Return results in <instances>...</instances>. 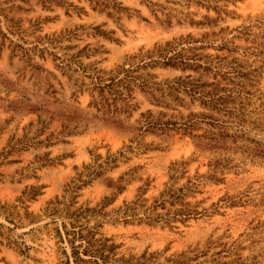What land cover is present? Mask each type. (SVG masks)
Here are the masks:
<instances>
[{
	"label": "rangeland",
	"instance_id": "rangeland-1",
	"mask_svg": "<svg viewBox=\"0 0 264 264\" xmlns=\"http://www.w3.org/2000/svg\"><path fill=\"white\" fill-rule=\"evenodd\" d=\"M121 68L135 81L114 125L88 76ZM183 186L184 223L116 212ZM71 226L113 247L108 264H264V0H0V264H74Z\"/></svg>",
	"mask_w": 264,
	"mask_h": 264
},
{
	"label": "trees",
	"instance_id": "trees-1",
	"mask_svg": "<svg viewBox=\"0 0 264 264\" xmlns=\"http://www.w3.org/2000/svg\"><path fill=\"white\" fill-rule=\"evenodd\" d=\"M122 72H124L123 77H111L108 78L107 81H104L98 73L100 71H93V73L89 74L88 78L90 79L91 92L95 91L96 98H92L89 102V105L94 106L97 111H101L105 116V120L114 124L121 125L122 119H120V114H126L128 109L130 108V104L128 103V99L130 98L131 86L134 83V77L129 74H126L127 69L121 68ZM84 71V70H83ZM120 89H124L128 92L126 97H123V93ZM92 97V96H91ZM119 103V104H117ZM128 115H126L127 117ZM152 122L150 120L146 121V124L150 126ZM158 127L157 129L163 131L170 130L168 128L167 123H154ZM193 124H189L188 126H192ZM140 130V128H137ZM120 154V153H119ZM109 158V157H108ZM115 158L111 157V162L114 161ZM94 173V172H89ZM100 172L97 171L92 175H99ZM121 180V176L117 177V180L112 183V187L120 192L122 190V186L119 184ZM187 187H178V188H170L166 187L163 191L159 193L157 197H154L151 202L147 203V199L142 198L138 194L134 200L129 202H123L122 208L117 209V214H120L122 221L133 222L136 223H145L148 225L162 222L164 224H169L170 222L179 221L184 223L189 218H196L198 215V211L196 209L189 208L188 202L184 201L185 194L183 193ZM140 190V189H139ZM188 190V189H186ZM28 198H32L35 195V190L31 187L30 192H28ZM165 203L169 206L173 207L174 205H179L178 208H173V210L166 209ZM81 207L74 209L70 215L73 217L81 216L83 212L92 211L93 209ZM137 209H141L140 215L136 212ZM157 209L164 210V212L160 213ZM50 213H54L55 209H50ZM34 222V221H30ZM64 227V225H63ZM31 229V228H30ZM82 227L74 228L71 226L70 229L65 230V235H71L69 240L71 247V255L73 257L74 264L82 263V262H93L94 264H99L98 260L101 261L102 264H108V255L104 253L105 245L103 243H97L90 236H94L92 231L87 230L86 234H82ZM78 241L75 244V241ZM112 246H108L107 252L110 253V249ZM195 250V249H194ZM192 250V251H194ZM192 251H181L176 254H171L168 257H164L163 261L160 262L157 252H146L143 251L141 254L135 255H127L123 254L113 259L114 264H188L190 262H194V264H202V262L197 261L200 256H204L206 254L205 251L193 252L191 256H188L187 253ZM79 253H82L83 256H88V259H83L79 256ZM114 256V254H112ZM90 258V259H89ZM91 260V261H89Z\"/></svg>",
	"mask_w": 264,
	"mask_h": 264
}]
</instances>
